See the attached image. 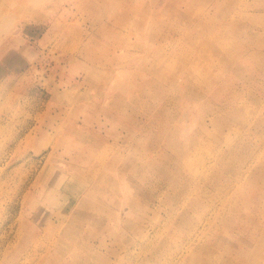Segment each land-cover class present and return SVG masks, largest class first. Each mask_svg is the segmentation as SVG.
<instances>
[{
	"label": "rangeland",
	"instance_id": "1",
	"mask_svg": "<svg viewBox=\"0 0 264 264\" xmlns=\"http://www.w3.org/2000/svg\"><path fill=\"white\" fill-rule=\"evenodd\" d=\"M263 172L264 0H0V264H264Z\"/></svg>",
	"mask_w": 264,
	"mask_h": 264
},
{
	"label": "bare ground",
	"instance_id": "2",
	"mask_svg": "<svg viewBox=\"0 0 264 264\" xmlns=\"http://www.w3.org/2000/svg\"><path fill=\"white\" fill-rule=\"evenodd\" d=\"M190 6V5H189ZM175 9V8H174ZM193 10V9H192ZM248 10V9H247ZM148 11V10H147ZM238 11V10H237ZM245 11V10H244ZM252 11V10H251ZM193 12V11H192ZM147 13V12H146ZM254 13V12H253ZM244 14V13H243ZM193 16V15H192ZM241 16H243V15H241ZM239 17V16H238ZM230 19V18H229ZM194 22V21H193ZM174 27V26H173ZM243 28V27H242ZM167 35V34H166ZM167 40H169V39H167ZM166 51V50H165ZM227 53H229V52H227ZM230 55V54H229ZM229 57V56H228ZM185 58V57H184ZM181 59V58H180ZM192 65V64H191ZM193 67V66H192ZM164 69V68H163ZM193 69V68H192ZM177 94V93H176ZM164 105V104H163ZM162 105V106H163ZM234 104H232V106H233ZM186 120V119H185ZM232 121V120H231ZM230 123V122H229ZM256 125V124H255ZM232 126V125H231ZM140 129V128H139ZM149 131V130H148ZM193 137V136H192ZM229 141V140H228ZM189 144V143H188ZM193 144V143H192ZM231 144V143H230ZM185 145V144H184ZM181 146V145H180ZM183 146V145H182ZM243 147V146H242ZM245 147V146H244ZM244 149V148H243ZM235 150V149H234ZM238 152V151H237ZM237 152H235V153H237ZM234 153V152H233ZM226 154V153H225ZM238 154V153H237ZM224 156V155H223ZM150 157V156H149ZM188 158H190V157H188ZM227 158V157H226ZM149 159V158H148ZM193 159V158H192ZM219 159V158H218ZM222 159H224V158H222ZM228 159V158H227ZM189 160V159H188ZM190 160H191V158H190ZM214 160V159H213ZM225 160V159H224ZM194 161V160H193ZM220 161V160H219ZM186 162V161H185ZM226 162V161H225ZM238 162V161H237ZM101 163V162H100ZM218 163H220V162H218ZM178 164V163H177ZM180 164V163H179ZM178 164V165H179ZM188 164H191L190 162L188 163ZM187 164V165H188ZM168 165V164H167ZM181 165V164H180ZM205 165V164H204ZM219 165V164H218ZM169 166V165H168ZM182 166V165H181ZM184 166V165H183ZM191 166V165H190ZM193 166V165H192ZM152 167H155V166H152ZM157 167V166H156ZM180 167V166H179ZM158 169H159V167H157ZM176 168V167H175ZM145 169V168H144ZM151 169V168H150ZM155 169V168H154ZM194 169H195V167H194ZM153 169H151V171H152ZM203 170H205V169H203ZM175 171V170H174ZM195 171H197L196 169H195ZM201 171V170H200ZM150 172V171H149ZM148 172V173H149ZM156 172V171H155ZM159 172V171H158ZM160 172H162V170L160 171ZM176 172V171H175ZM175 172H173V173H175ZM151 173V172H150ZM157 173V172H156ZM203 173V172H202ZM264 173V172H263ZM159 174V173H158ZM165 174H166V172H165ZM192 174V173H191ZM205 174V173H204ZM176 175V174H175ZM100 176V175H99ZM149 176V175H148ZM156 176V175H155ZM171 176V175H170ZM170 176H169V178H170ZM189 176V175H188ZM104 177V176H103ZM204 177V176H203ZM206 177V176H205ZM182 178V177H181ZM186 178V177H185ZM193 178V177H192ZM100 179V178H99ZM103 179V178H102ZM176 179V178H175ZM187 180H188V178H186ZM178 180V179H177ZM192 180H194V179H192ZM107 181H108V179H107ZM183 181H185L186 182V180H184L183 179ZM99 182V181H98ZM114 182V181H113ZM180 182V181H179ZM177 183V182H176ZM184 183V182H183ZM190 183H192V182H190ZM188 184V183H187ZM184 185H185V183H184ZM178 186V185H177ZM176 187V186H175ZM185 187V186H184ZM179 189H181V188H179ZM183 189V188H182ZM181 189V190H182ZM187 189V188H186ZM176 190H177V188H176ZM185 190V189H184ZM177 193H178V191H177ZM179 194H180V192H179ZM183 194V193H182ZM180 196V195H179ZM180 199H182V198H180ZM184 200V199H183ZM122 201V200H121ZM186 202V201H185ZM236 202V201H235ZM191 205V204H190ZM120 207H122V205L120 204ZM233 207V206H232ZM194 208V207H193ZM122 211V210H121ZM129 212V211H128ZM127 213V212H126ZM184 213V212H183ZM118 214V213H117ZM185 214V213H184ZM220 214V213H219ZM182 219V218H181ZM180 219V220H181ZM123 220V219H122ZM186 220V219H185ZM117 221V220H116ZM119 221V220H118ZM229 222H231V221H229ZM223 223V222H222ZM235 223V222H234ZM178 224V223H177ZM180 225V224H179ZM180 227V226H179ZM181 228V227H180ZM225 228V227H224ZM216 230V229H215ZM224 231V230H223ZM178 235V234H177ZM190 236V235H189ZM264 236V235H263ZM262 236V237H263ZM168 237V236H167ZM192 238V237H191ZM169 239V238H168ZM171 239V238H170ZM169 239V240H170ZM262 239V238H261ZM258 240H260V237H259V239ZM180 241V240H179ZM190 241V240H189ZM210 241V240H209ZM262 241V240H261ZM169 243V242H168ZM256 243H258V244H260L259 242H256ZM176 244V243H175ZM215 244V243H214ZM165 245V244H164ZM177 245V244H176ZM190 246V245H189ZM202 246H204V245H202ZM246 246V245H245ZM242 247V246H241ZM243 248V247H242ZM159 250V249H158ZM232 250V249H231ZM156 250H154V252H155ZM157 253H158V251H157ZM194 253V252H193ZM209 253V252H208ZM191 254V253H190ZM240 258H242V257H240ZM137 264V263H136Z\"/></svg>",
	"mask_w": 264,
	"mask_h": 264
}]
</instances>
